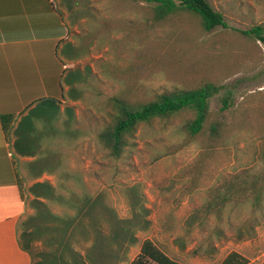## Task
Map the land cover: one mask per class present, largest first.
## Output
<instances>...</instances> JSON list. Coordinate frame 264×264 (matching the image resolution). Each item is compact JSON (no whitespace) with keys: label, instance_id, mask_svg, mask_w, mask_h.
Segmentation results:
<instances>
[{"label":"rangeland","instance_id":"374dc122","mask_svg":"<svg viewBox=\"0 0 264 264\" xmlns=\"http://www.w3.org/2000/svg\"><path fill=\"white\" fill-rule=\"evenodd\" d=\"M208 1L224 16L226 28L204 32L184 17L149 31L141 26V0L136 7L133 0H91L87 16L72 20L55 1L69 26L67 43L79 46L103 21L115 28L108 38L93 40L79 59H62L66 70L78 69L84 81L74 86L76 98L66 85L63 100L60 91L49 97L59 100L61 114L57 133L42 140L41 155L56 156V167L34 179L28 169L33 158L16 159L25 193L22 220L34 213L28 188L36 182L50 184L67 198L102 195L120 219L131 215L128 190L134 189L150 224L136 233L137 243L119 264H130L145 239L181 264H219L232 251L247 264H264V45L244 35L264 26V0ZM207 83L218 91L209 99L201 137L190 139L179 131L186 121L182 116L140 126L119 159L100 145L114 95L152 96ZM244 171L260 180L259 204L205 215L213 190L224 192L230 176ZM48 208L72 214L61 205L49 203ZM92 238L90 229L87 235L75 233L73 245L82 256ZM48 250L36 240L33 260Z\"/></svg>","mask_w":264,"mask_h":264},{"label":"trees","instance_id":"16d2710c","mask_svg":"<svg viewBox=\"0 0 264 264\" xmlns=\"http://www.w3.org/2000/svg\"><path fill=\"white\" fill-rule=\"evenodd\" d=\"M91 0H59L61 6L70 14V19H81L87 16ZM133 3L136 7V3ZM141 26L153 31L167 24L179 23L187 17L198 24L204 32L222 27L226 28L224 16L216 11L208 0H141ZM56 13L65 23L61 12L55 7ZM65 26L66 23H65ZM68 28V26H67ZM115 28L108 21L101 22L88 36H85L79 46L61 42L55 55L64 64L80 58L84 49L99 37L106 39ZM69 33V28L67 29ZM244 35L252 36L264 45V26H255ZM84 81V76L78 69L64 70L59 79L61 100L64 99V86H68V94L76 98L74 87ZM217 87L213 84H203L197 87L173 90L152 96L130 97L116 94L108 100L109 122L98 135L102 148L113 159H119L125 153L140 126L151 125L156 121L170 120L184 116L186 121L179 126V131L190 139L201 137L204 126L209 118L208 102L216 94ZM59 100L43 98L28 105L21 113L20 120L13 129L15 116L0 117L3 130H12L14 141L10 146L12 157L16 159L33 158L28 163V169L34 179L43 173L53 170L58 164L54 155H41L42 140L57 133L56 124L60 117ZM70 110L67 109V112ZM212 134L214 130L211 131ZM17 190L25 204V193L19 174H16ZM259 178L249 171L234 176L223 185L224 192L213 190L205 205V215L220 214L225 207L242 206L250 203L259 204L261 191L258 187ZM32 197L30 206L34 213L22 220L17 227L18 243L21 250L31 258V264H119L127 259L130 247L137 243L136 233L146 231L150 222L149 211L144 207L141 197L134 190H128L130 217L120 219L110 208L102 195L65 197L57 194L54 187L46 182H36L28 188ZM67 207L72 214L57 215L52 213L48 204ZM83 220L86 221L83 224ZM102 222L104 228L98 223ZM92 231L93 238L85 255L82 256L74 247L76 232L87 235ZM36 240L49 248L38 253L33 260L31 249ZM248 260L236 252L228 253L219 264H247ZM130 264H181L170 259L154 243L145 239L139 252Z\"/></svg>","mask_w":264,"mask_h":264},{"label":"crops","instance_id":"0c3cea01","mask_svg":"<svg viewBox=\"0 0 264 264\" xmlns=\"http://www.w3.org/2000/svg\"><path fill=\"white\" fill-rule=\"evenodd\" d=\"M55 1L0 0V117L15 116L13 129L28 105L60 91L67 65L55 51L69 26L56 13ZM12 130L5 132L0 122V264H31L17 237L25 204L16 187Z\"/></svg>","mask_w":264,"mask_h":264}]
</instances>
